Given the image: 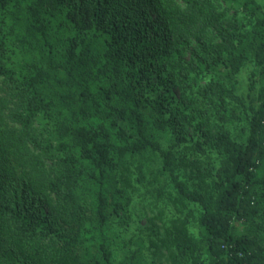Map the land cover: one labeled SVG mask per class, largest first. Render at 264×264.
Returning <instances> with one entry per match:
<instances>
[{"label":"trees","instance_id":"obj_1","mask_svg":"<svg viewBox=\"0 0 264 264\" xmlns=\"http://www.w3.org/2000/svg\"><path fill=\"white\" fill-rule=\"evenodd\" d=\"M148 157L162 264H264V5L0 0V264H146Z\"/></svg>","mask_w":264,"mask_h":264},{"label":"rangeland","instance_id":"obj_2","mask_svg":"<svg viewBox=\"0 0 264 264\" xmlns=\"http://www.w3.org/2000/svg\"><path fill=\"white\" fill-rule=\"evenodd\" d=\"M257 1L264 5V0ZM248 76L249 71L246 70L241 77L244 84H246ZM179 93V91H176V95H179ZM191 133H188L184 139L198 140V137L196 138ZM184 156L185 166L189 165V173L192 170L193 163L200 166V163L196 161L197 152L186 151ZM146 162L148 180L145 184L133 187L131 190L135 202L131 207V213L123 217L122 220L125 223H129L128 227H126L128 229L127 233H125L126 236L133 238L134 243H139V241L146 242V264H162L166 251L158 248L160 245L159 241L166 237V231L170 228L174 216L168 200L158 197L157 192L164 187L166 179L162 174L155 171L156 166H158L156 159L148 157ZM202 164L203 166L209 165V161L202 158ZM166 191L168 192V188H166Z\"/></svg>","mask_w":264,"mask_h":264}]
</instances>
